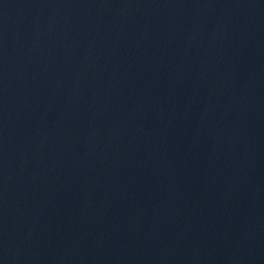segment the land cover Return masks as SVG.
<instances>
[{"label":"water","instance_id":"1","mask_svg":"<svg viewBox=\"0 0 264 264\" xmlns=\"http://www.w3.org/2000/svg\"><path fill=\"white\" fill-rule=\"evenodd\" d=\"M0 264H264V0H0Z\"/></svg>","mask_w":264,"mask_h":264}]
</instances>
